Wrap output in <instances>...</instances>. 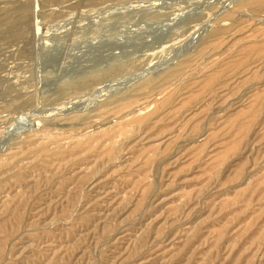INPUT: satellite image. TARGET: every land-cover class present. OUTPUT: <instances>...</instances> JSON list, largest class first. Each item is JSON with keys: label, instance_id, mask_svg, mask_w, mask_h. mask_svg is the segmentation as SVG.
Segmentation results:
<instances>
[{"label": "rangeland", "instance_id": "1", "mask_svg": "<svg viewBox=\"0 0 264 264\" xmlns=\"http://www.w3.org/2000/svg\"><path fill=\"white\" fill-rule=\"evenodd\" d=\"M259 3L0 0V264H264Z\"/></svg>", "mask_w": 264, "mask_h": 264}, {"label": "bare ground", "instance_id": "2", "mask_svg": "<svg viewBox=\"0 0 264 264\" xmlns=\"http://www.w3.org/2000/svg\"><path fill=\"white\" fill-rule=\"evenodd\" d=\"M252 1H254V2H260V3H262L263 4V9H264V0H247V2H252ZM259 3V4H260ZM156 26V25H155ZM146 27V26H145ZM264 54V53H263ZM260 55V54H259ZM262 57H263V55H261ZM260 57V56H259ZM213 76V75H212ZM210 77V76H209ZM208 77V78H209ZM214 79H215V76H214ZM217 79V78H216ZM209 80V79H208ZM207 81V80H206ZM209 82V81H208ZM211 83V82H210ZM210 83H208V84H210ZM203 85V84H202ZM210 86V85H209ZM202 86H200V88H201ZM208 87V86H207ZM204 89H205V86H204ZM205 91V90H204ZM149 111V110H148ZM138 120V119H137ZM141 120V119H140ZM70 134V133H69ZM87 135V134H86Z\"/></svg>", "mask_w": 264, "mask_h": 264}]
</instances>
